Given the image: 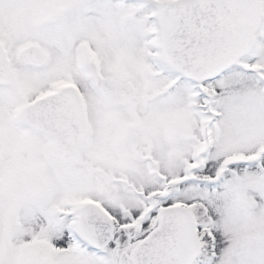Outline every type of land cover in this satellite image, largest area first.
<instances>
[{
	"label": "snow or ice",
	"instance_id": "1",
	"mask_svg": "<svg viewBox=\"0 0 264 264\" xmlns=\"http://www.w3.org/2000/svg\"><path fill=\"white\" fill-rule=\"evenodd\" d=\"M0 264H264V0H0Z\"/></svg>",
	"mask_w": 264,
	"mask_h": 264
}]
</instances>
